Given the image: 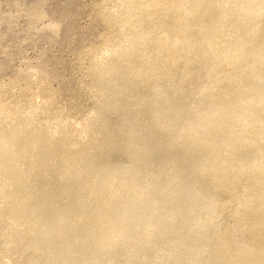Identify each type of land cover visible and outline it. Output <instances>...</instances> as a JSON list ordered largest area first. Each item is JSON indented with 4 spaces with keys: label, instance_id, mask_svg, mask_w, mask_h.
Instances as JSON below:
<instances>
[{
    "label": "bare ground",
    "instance_id": "6f19581e",
    "mask_svg": "<svg viewBox=\"0 0 264 264\" xmlns=\"http://www.w3.org/2000/svg\"><path fill=\"white\" fill-rule=\"evenodd\" d=\"M115 15L88 115L0 109V264H264V0Z\"/></svg>",
    "mask_w": 264,
    "mask_h": 264
},
{
    "label": "rangeland",
    "instance_id": "374dc122",
    "mask_svg": "<svg viewBox=\"0 0 264 264\" xmlns=\"http://www.w3.org/2000/svg\"><path fill=\"white\" fill-rule=\"evenodd\" d=\"M120 1L0 0V109L29 105L75 123L88 115L86 69L120 38Z\"/></svg>",
    "mask_w": 264,
    "mask_h": 264
}]
</instances>
